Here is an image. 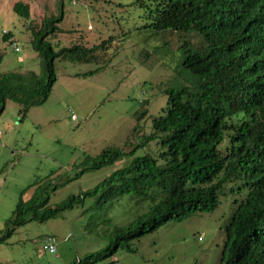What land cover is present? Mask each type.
Returning a JSON list of instances; mask_svg holds the SVG:
<instances>
[{
    "label": "rangeland",
    "instance_id": "374dc122",
    "mask_svg": "<svg viewBox=\"0 0 264 264\" xmlns=\"http://www.w3.org/2000/svg\"><path fill=\"white\" fill-rule=\"evenodd\" d=\"M17 2L29 6L30 18L15 11ZM61 7L63 20L48 38L55 51L105 43L88 61L55 58L57 80L48 100L25 117L20 104L7 101L0 116V230L24 191L29 199L38 185L50 184L56 190L50 191L49 204L58 206L136 157H159L158 141L145 145L144 140L154 131L153 120L167 113L166 89L183 81L179 34L155 29L154 17L133 0H0V74L40 72L30 27L58 16ZM113 149L126 155L88 168ZM239 185L226 184L215 210L173 218L139 238L123 239L112 254L106 248L115 228L129 226L151 202L99 190L56 218L17 227L0 243V264H220L228 254L232 214L247 195Z\"/></svg>",
    "mask_w": 264,
    "mask_h": 264
},
{
    "label": "trees",
    "instance_id": "16d2710c",
    "mask_svg": "<svg viewBox=\"0 0 264 264\" xmlns=\"http://www.w3.org/2000/svg\"><path fill=\"white\" fill-rule=\"evenodd\" d=\"M133 2L154 17L155 29L181 38L184 82L166 89L167 113L153 120L154 131L144 140L145 145L158 141L159 157L150 153L136 157L94 189L70 195L58 206L49 204L50 191L56 190L50 184L38 185L29 199H24V191L0 230V243L17 227L56 218L99 190L150 201L149 209L129 226L115 228V238L106 248L112 254L123 239L139 238L173 218L215 210L226 184L239 181L247 195L232 214L228 254H222L220 264H264V0ZM14 9L30 18L29 6L22 2ZM62 13L63 7L58 16L44 18L39 28L30 25L40 72L0 74V116L8 100L20 104L23 117L48 100L57 80L55 58L88 61L104 45L55 51L48 38L58 31ZM4 35L9 38L11 33ZM124 155L122 149L104 151L88 168L98 169Z\"/></svg>",
    "mask_w": 264,
    "mask_h": 264
},
{
    "label": "built area",
    "instance_id": "2783aa9c",
    "mask_svg": "<svg viewBox=\"0 0 264 264\" xmlns=\"http://www.w3.org/2000/svg\"><path fill=\"white\" fill-rule=\"evenodd\" d=\"M15 48H16L17 51L19 50V47H18L17 44H15ZM72 118H76V115L73 114V115H72ZM1 137H2V131L0 130V138H1ZM49 249H50L51 252H54V251H55V246H54V244L50 243V244H49Z\"/></svg>",
    "mask_w": 264,
    "mask_h": 264
}]
</instances>
